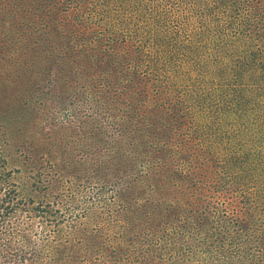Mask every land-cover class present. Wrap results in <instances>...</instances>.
Returning <instances> with one entry per match:
<instances>
[{
	"label": "rangeland",
	"instance_id": "obj_1",
	"mask_svg": "<svg viewBox=\"0 0 264 264\" xmlns=\"http://www.w3.org/2000/svg\"><path fill=\"white\" fill-rule=\"evenodd\" d=\"M36 1L42 6L30 17L34 0H0V24L10 22L25 40L33 35L32 23L44 25L41 12L54 7L65 16L71 41H85L84 50L97 51L100 59L97 69L70 64L92 81L86 90L89 103L83 111L77 107L82 112L77 116L67 98L73 85L59 95L47 94V82L27 85L18 64L6 66L0 58V81L10 85L0 90V156L21 158L29 138L42 143L51 166L63 173L54 192H42L61 217L58 212L46 221L34 218L22 201L13 214L17 219L0 236V264H71L75 259L79 264H218L196 245L207 218L225 200L219 193L215 197L221 200L214 201L211 186L231 169L241 170L243 162L264 170V0L243 2L236 18L248 26L262 20L256 34L253 26L231 29L234 20L218 15L222 5L215 1L192 0L183 16L189 27L182 22L180 30L174 21L156 22V3L183 15L175 10L176 0ZM101 39L110 42L102 45ZM33 66L51 76L48 64ZM24 85L26 91L18 89ZM97 104L100 117L93 116ZM110 104L118 122L104 120ZM127 108L143 113L132 126L121 120ZM86 129L95 138L82 140L79 132ZM121 151L131 156L128 171ZM161 157L170 171L156 167ZM0 184L12 185L9 179ZM100 193L110 200L95 201ZM240 223L241 229L229 228V237L219 239L224 251H231L220 264H264V233L252 227L243 235L246 225ZM84 230L96 237L94 244L79 240ZM56 247L58 254L52 252Z\"/></svg>",
	"mask_w": 264,
	"mask_h": 264
},
{
	"label": "trees",
	"instance_id": "obj_2",
	"mask_svg": "<svg viewBox=\"0 0 264 264\" xmlns=\"http://www.w3.org/2000/svg\"><path fill=\"white\" fill-rule=\"evenodd\" d=\"M176 1L178 2L174 3L176 4L175 10H182L184 12L183 15H180L179 13L175 15V11H173L170 7V9L162 10L159 7V4L156 3V12L159 13V17L156 19V22L166 25L167 21L170 23L174 21V28L180 30L182 22H184L185 26H187L186 24L189 22V20H185L183 16H186V13L189 12L192 0ZM208 1L209 3L211 1H215V5L218 3L222 5L217 9V14L222 17H231L234 20L230 23L231 29L235 27L237 32L247 31L251 29L250 26H253L254 31L252 29V32L254 34L262 30V20L260 25L254 24L249 26L246 21H236V18H240L242 15L239 6L247 0ZM48 2L54 3L50 0ZM32 3L31 9L27 12H30V17L33 16L32 14H36L38 12V6H42L41 4L36 5V0H34ZM171 3L173 2L168 1L166 4L170 5ZM41 15L43 19H41L40 22L44 23V25L40 26L37 23H32L34 28L33 35L26 36L25 40L23 39V35L18 34V30H15L10 22L3 21L0 24L1 61L5 65H13L14 62L18 64L19 67L17 70L19 75L20 71L22 70L25 82L29 86L37 85L39 83L38 81L47 82V94L54 96L59 95L61 92L66 91L73 85L75 87L73 90L74 92L72 91V96L67 98L72 102L73 106H76V108L73 110V113H76L77 116H80L82 112H80L78 108H82L83 111L85 107H87L89 103V95L86 90L90 87L89 82L92 81L91 77H88L84 74V70L77 68L76 65L74 68H71L70 64L71 62L77 61L83 66L97 69L100 56L97 54V51L84 50L83 43L85 41L80 40L81 43L79 45H76L71 41L72 31L67 24L65 16H63L58 9L51 7L46 12V15H43L42 12ZM241 24L245 25V27L242 29ZM20 31L23 32L22 30ZM97 37L101 38L100 36ZM94 42L99 41L94 40L93 43ZM109 42L110 41L108 40L101 39L102 45L103 43L109 44ZM174 43L176 44L177 42ZM92 45L95 47L94 44ZM6 57H10L11 60H7ZM109 57L110 53L107 52V64L111 63ZM37 62L48 64L51 76H45L41 67H34L33 64ZM13 75L16 78L18 77L17 74ZM7 84L8 83L0 81V90L4 89L6 92L7 86H10ZM27 85L18 87V89L21 91H26L25 87ZM29 86L28 89L30 88ZM30 94L33 96L32 92ZM121 96L122 95L116 94V97L119 98L121 103L126 105L128 102L127 99L121 98ZM110 98L112 97L109 96L108 100ZM109 106L110 108L107 109V112L108 110L111 111L110 109H112L111 116L107 117L106 112L103 117L104 120L107 119V122L114 123L117 121L115 115L118 114L115 113L114 115V107L111 104ZM98 108V104L92 108L94 117H100V115H98L96 112ZM127 109V114H125L123 117L121 116V120L124 123L132 126V124L137 120V117L143 113L136 110L129 112V108ZM71 110L72 109H70V111H66L64 116H67ZM82 115L88 116L89 114L84 113ZM103 129L107 130L106 128ZM79 133L82 140L85 141H89L90 138H95L94 135L96 134L88 129ZM28 140L30 141L29 146L25 149V152L21 158H13L9 160V158L6 159L5 156H0V182L2 183L6 179H9L12 183V185L5 187L0 184V236L4 233V228L7 223L10 220L17 219V216L14 217L13 214L20 207L22 201H24L26 208H30L31 212L29 213H31L34 218H43L46 221V218H50V216H54L58 212L60 216L62 213L61 211H55V209L51 208V204L47 201L48 199L44 197L42 192H49L50 194L54 192L53 190L57 188V183L62 181L60 176L63 175V173H61L59 170L57 171V168L51 166L46 158V150L40 146L42 143L36 140H30L29 138ZM40 140H44V138ZM17 148L18 147H16L15 150V145L12 146V154L15 155ZM121 149L122 146H118V150ZM125 153L126 151H121L119 152V156H122L123 158L122 165L124 167V171H128L130 169L131 156L126 155ZM165 160L166 159L163 157L159 158V163L156 164V167L160 169L162 167L164 168L163 170L170 171L172 166L167 164ZM112 168H117L119 173L122 172L120 166L112 165ZM229 172L230 174L226 173L222 181L211 186V198L214 201L219 202L221 199H217L215 195L220 193L223 198L225 197V200L222 201L223 206L207 218L206 222H210L211 226L206 222L204 223L206 227V231H204L205 235L198 233L197 236L201 239L196 240L201 244L195 242L198 248L210 251L212 259L216 260L218 264L225 260V257L231 253L229 250L224 251L225 244L219 240L220 238L226 239V237H229L227 234V229H241L242 224L240 222L244 221V224L246 225V231L243 235H245L252 227L254 228L255 233L257 231L264 233V170L259 169L255 165L243 162L241 170L236 168V171L231 169ZM23 176H25L26 180H28L26 183L24 182ZM160 179L162 181V178ZM172 180L173 178L171 177V174L168 173L167 181L169 182ZM119 194L123 193L118 191L117 195L121 201L126 202L124 196ZM110 198L111 197L109 194H101L96 196L94 199H96L95 201L98 199L109 201ZM211 204L213 205L214 203ZM233 205H236V207H232ZM236 208H239V210ZM86 230H84V232L81 234L79 240L84 241L86 244H88L91 240V244L88 245H92L95 243L96 237L87 235ZM234 245L235 243L233 242L228 243V246ZM59 251V247H56V249L53 248L52 250V252L55 254H58ZM81 253L76 252L75 256H82L83 254L86 257L87 255L91 254ZM54 257L55 256H52V254L50 255V258ZM40 263L41 262L33 264ZM71 264H79V260L75 259L74 263Z\"/></svg>",
	"mask_w": 264,
	"mask_h": 264
},
{
	"label": "bare ground",
	"instance_id": "obj_3",
	"mask_svg": "<svg viewBox=\"0 0 264 264\" xmlns=\"http://www.w3.org/2000/svg\"><path fill=\"white\" fill-rule=\"evenodd\" d=\"M192 60V59H191ZM7 63V62H6ZM7 66V65H6ZM190 69V68H189ZM194 70V69H193ZM218 85V84H217ZM152 93V92H151ZM206 98V97H205ZM174 99V98H173ZM209 99V98H208ZM228 99V98H227ZM226 101V100H225ZM203 105V104H202ZM81 106V105H80ZM84 108V107H83ZM190 109V108H189ZM200 109V108H199ZM209 110V109H208ZM164 114V113H163ZM187 114V113H186ZM218 114V113H217ZM187 116V115H186ZM220 116V115H219ZM174 117V116H173ZM210 123V122H209ZM183 124V123H182ZM196 126V125H195ZM191 127V126H190ZM196 128V127H195ZM116 130V129H115ZM191 130V129H190ZM198 132V131H197ZM217 137V136H216ZM220 137V136H219ZM221 139V138H220ZM61 146V145H60ZM217 148V147H216ZM113 149V148H111ZM221 149V148H220ZM232 149V148H231ZM263 157V156H262ZM227 158V157H226ZM226 160V159H225ZM256 160V159H255ZM232 161V160H231ZM159 233V232H158Z\"/></svg>",
	"mask_w": 264,
	"mask_h": 264
}]
</instances>
